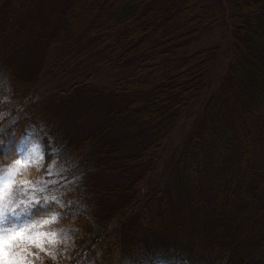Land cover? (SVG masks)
<instances>
[{
	"label": "trees",
	"instance_id": "obj_1",
	"mask_svg": "<svg viewBox=\"0 0 264 264\" xmlns=\"http://www.w3.org/2000/svg\"><path fill=\"white\" fill-rule=\"evenodd\" d=\"M36 3H47L49 9L45 22L32 21L35 35L47 49H60L50 63L52 67H62L64 72L70 69L86 78L101 65L130 70L129 82L112 94H89L91 99L106 97L112 101L114 116L125 115L134 126L140 146L131 160L139 168V174L127 201L129 212L135 196L142 191L138 181L143 180L155 162L165 134L179 120L181 112L207 90L209 69L218 47L193 53L182 49L213 22V7L202 0H0L2 10L11 7L16 13ZM255 7L264 12V0H258ZM232 24V61L220 79V93L208 100L202 123L188 138L189 158L172 169L163 191L137 206L135 213L141 218L157 211L159 194L171 199L181 197L190 203L201 190L211 195L213 205L224 206L240 198L242 189L234 190L237 172L244 165L246 170L252 166L249 156L256 149L254 143L260 141L251 138L248 119L258 117L264 121V33L250 21ZM0 67L4 69V77L0 74V96L10 93V101L15 102L20 87L8 82L14 80L16 72L9 62L0 61ZM70 93L60 90L51 99H66L71 97ZM39 100L28 98L24 102L36 104ZM36 112L20 117L18 109H14L0 121V168L18 158L29 134L38 135L43 145V167L52 157L63 158L68 153L66 133L50 115L41 109ZM152 149L154 153L148 157L146 153ZM221 164H224L223 181L216 170ZM83 191L66 190L59 201L44 202L41 198L40 204L33 202L35 206H29L20 221L50 219L54 213L56 221L42 230L70 236L74 246L69 252L78 249L81 253L98 245L102 252L97 264H122L104 242L88 237L91 221L80 208ZM210 257L207 260L211 263ZM143 259L139 264H197L191 256H180L174 245L165 242Z\"/></svg>",
	"mask_w": 264,
	"mask_h": 264
},
{
	"label": "rangeland",
	"instance_id": "obj_2",
	"mask_svg": "<svg viewBox=\"0 0 264 264\" xmlns=\"http://www.w3.org/2000/svg\"><path fill=\"white\" fill-rule=\"evenodd\" d=\"M202 1L212 5L214 20L182 51L193 53L218 47L219 52L209 69L207 90L196 103L181 112L179 120L165 134L160 153L157 157L154 155L155 162L143 180L138 181L142 191L135 196L129 212L127 201L139 174V168L131 160L140 146L134 126L129 117L114 116L116 109L113 110L112 101L89 96L91 92L112 94L117 87L124 86L129 82V68L111 69L101 65L86 78L70 69L64 72L62 67H52L50 63L60 49H47L44 41L35 35L36 29L31 27L34 20L45 22L47 3H36L19 13L11 7L2 10L0 4V61L11 63L16 72L9 85L17 83L20 87L15 102L10 101V93L0 96V121L14 109H18L20 117L41 109L58 123L69 141L65 157L54 156L43 167V145L39 136H26L18 151L17 159L24 163L18 166L17 177L24 179L26 172L27 180L33 185L28 192H36L40 198L54 197L59 201L62 192L83 189L80 208L91 221L88 237L104 242L122 264H139L144 256L153 255L161 242L174 245L180 256H191L197 264H264L262 118L248 119L251 138L260 141L254 143L256 149L249 156L252 166L246 170L244 165L237 172L234 190L242 189L239 199L224 206L213 205L211 195L201 190L190 203L181 197L171 199L159 194L156 212L150 211L145 218L135 213L138 205L164 190L177 163L189 158L186 157L188 138L202 123L208 100L219 95L220 79L232 61V23L250 21L264 33V12L255 7L258 0ZM0 74H4L1 67ZM60 90H70L71 97L51 99ZM28 98L40 100L26 104L24 101ZM153 153L152 149L146 155L151 157ZM223 166L216 169L221 181ZM37 181L44 192L36 191ZM101 252L98 245H93L81 253L78 249L72 253L67 251L61 259L63 263L97 264ZM209 257L211 263L207 260Z\"/></svg>",
	"mask_w": 264,
	"mask_h": 264
},
{
	"label": "clouds",
	"instance_id": "obj_3",
	"mask_svg": "<svg viewBox=\"0 0 264 264\" xmlns=\"http://www.w3.org/2000/svg\"><path fill=\"white\" fill-rule=\"evenodd\" d=\"M20 161L14 160L0 171V264H63L58 257L62 258L74 246L71 237L55 230H42L56 221V214L51 213L50 219L20 221L29 206H35L33 202L41 203L36 192H28L33 185L27 180V173L24 179L17 177ZM39 184L37 181L36 191L42 193L44 188ZM43 199L46 202L49 197Z\"/></svg>",
	"mask_w": 264,
	"mask_h": 264
},
{
	"label": "snow or ice",
	"instance_id": "obj_4",
	"mask_svg": "<svg viewBox=\"0 0 264 264\" xmlns=\"http://www.w3.org/2000/svg\"><path fill=\"white\" fill-rule=\"evenodd\" d=\"M24 162L20 161V165L22 166Z\"/></svg>",
	"mask_w": 264,
	"mask_h": 264
}]
</instances>
